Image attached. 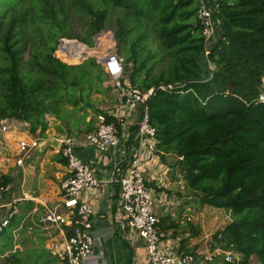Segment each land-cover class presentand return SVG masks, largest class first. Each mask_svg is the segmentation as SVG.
Returning a JSON list of instances; mask_svg holds the SVG:
<instances>
[{"label":"trees","instance_id":"16d2710c","mask_svg":"<svg viewBox=\"0 0 264 264\" xmlns=\"http://www.w3.org/2000/svg\"><path fill=\"white\" fill-rule=\"evenodd\" d=\"M199 2L0 0V123L21 120L32 134L44 136L46 115L70 124L77 111H85L76 124L83 122L86 132L92 131L87 111L107 113L95 108L91 95L110 88L103 85L108 76L93 58L69 65L55 56L63 38L74 39L66 7L86 19L81 40L89 46L105 30L111 10L122 9L115 37L125 72L133 85L155 88L149 107L157 154L179 159L185 184L202 205L233 215L215 234L217 239L222 235L221 249L241 254L239 264H249L253 256L264 264V103L258 102L264 77V0H218L220 28L207 56ZM153 33L161 43L157 52L148 46ZM163 60L167 63L156 73V63ZM57 161L68 164L62 156ZM11 182L0 176V186L9 188ZM24 204L34 206L33 201ZM17 219L7 229L18 228L23 217ZM42 253L47 263L58 264L51 252ZM3 260L28 264L19 250Z\"/></svg>","mask_w":264,"mask_h":264},{"label":"built area","instance_id":"2783aa9c","mask_svg":"<svg viewBox=\"0 0 264 264\" xmlns=\"http://www.w3.org/2000/svg\"><path fill=\"white\" fill-rule=\"evenodd\" d=\"M218 8V0L199 2L198 19L203 27V37L207 46L205 56L218 37L220 28ZM101 58L106 60L102 66L108 76V84L114 92L115 101H119L121 107L119 112L106 111L107 114L96 115L93 130L86 134V139L99 153L105 154L117 149L123 137L128 141L131 128L136 127L140 151L132 157L126 168L122 166L120 161L122 158L115 160L112 180L120 187L121 208L128 218L130 227L144 242L149 264H204L194 253L176 252L163 246L166 238L159 228L160 220L155 212L156 200L146 180L142 153L143 149L157 152V136L151 125L149 107L155 88L143 90L133 85L125 72V60L115 49ZM159 88L168 87L161 84ZM258 102L264 103V77ZM107 115L112 118L111 121ZM46 118L49 120V115H46ZM10 132L12 135H8ZM6 136H13L14 141L16 140V155L13 158L17 167L24 166L29 155L37 151L45 140L56 139L59 142V147L53 149L67 160V173L61 186L60 202L55 207L46 208L42 223L46 229H55L58 233L64 234L65 238L63 242L51 240L46 248L60 260L61 264H97L99 257L94 255V211L81 196L84 192L100 190L105 182L96 175L91 165L78 155L75 137L61 135L32 138L29 124L15 119H5L0 123V150L7 146ZM7 189L0 186V199L7 193ZM22 201L25 199L0 202V209L10 210L6 215L0 216V234L10 226L12 218L19 212L18 204ZM161 205L164 208L169 207L166 200ZM67 228L72 231L70 236H67ZM219 238L221 239L222 235H219ZM223 253L226 263L239 264L242 261V255L237 252ZM7 255L8 253L0 256V259ZM98 264L105 263L102 261Z\"/></svg>","mask_w":264,"mask_h":264},{"label":"crops","instance_id":"0c3cea01","mask_svg":"<svg viewBox=\"0 0 264 264\" xmlns=\"http://www.w3.org/2000/svg\"><path fill=\"white\" fill-rule=\"evenodd\" d=\"M115 102V106L105 111L119 112L121 105L118 103L119 101ZM130 133L128 141L123 137L121 145L117 149L110 150L105 154L99 153L95 147L89 144L86 139L87 132L84 135L73 136L76 139L78 155L90 164L96 175L105 182V185L100 190L84 192L81 196L82 200L88 203L94 211V255L99 257L97 264L102 261L105 264H149L145 244L130 227L128 218L121 208L120 187L112 182L115 160L122 158L120 161L122 166L126 168L132 157L136 156L140 151V143L136 136L135 126L131 128ZM8 135H12V132L8 133ZM52 136L58 135L54 134ZM142 153L145 162L146 180L153 190L156 200L155 212L160 220L159 228L164 232L166 238L163 246L176 252L194 253L203 260L204 264H223L224 258L222 259V254H224V250L213 238L207 236L206 240L202 239V237H194V239L187 240L190 235L188 230L177 228V224L184 225L194 217L193 210L188 204L191 201V197H188L187 191L190 192V190L187 188L181 174L178 165L179 159L172 155L161 158L157 152H149L144 149ZM57 157L60 158V155L53 148H49L43 153L38 150L34 151L27 158L24 166H18L21 167L18 173L21 174V171L26 173L27 171L29 175L33 173L37 175L39 168L44 171L45 161L50 158L52 159L50 162L52 169L56 171L58 177L62 178V186L67 173V165L59 163ZM26 195V193L20 194L16 188L9 186L7 193L2 195L0 202L2 200L3 202H9L13 199H25ZM60 199L59 197V201ZM164 200L169 203L168 208L162 207L161 203ZM25 201L33 200L25 199ZM42 203L45 212L47 207H55L48 206L45 202ZM24 205H26L24 201L18 204L19 212L17 216H19V219L22 217L24 219L25 217L22 210ZM37 208L34 203V206L28 212L36 211ZM173 225L175 227L172 228ZM21 228L22 226L20 225L13 232H19ZM43 229L46 231V233H41L46 236L44 249L47 250V244L53 239L63 242L64 234L58 233L55 229H46L45 226H43ZM178 231L180 235L175 233ZM183 241L184 243H182ZM15 250H20V245L15 244ZM58 261V264H61L59 259Z\"/></svg>","mask_w":264,"mask_h":264},{"label":"rangeland","instance_id":"374dc122","mask_svg":"<svg viewBox=\"0 0 264 264\" xmlns=\"http://www.w3.org/2000/svg\"><path fill=\"white\" fill-rule=\"evenodd\" d=\"M69 10V32L74 36V39L63 38L61 42L63 43L62 46L61 42L58 46L57 51L55 52V56L60 58L61 61L69 64V65H78L82 64L90 57L80 60L78 62L73 63L71 61H66V56L72 53L76 48H84L89 52L88 55H96L98 57H104L108 52L112 49H115L124 59L125 56L123 53L121 54L122 47L118 45V41L115 37V32L117 29V21L118 18L122 15V9H113L110 12L108 20L106 22L105 30L107 32L100 34L97 39L98 42L95 44L93 38L92 46H89L82 42V33L85 29L86 19L82 16V14L73 6L66 7ZM115 38V39H114ZM75 40L80 43L70 42L69 40ZM63 40H65L63 42ZM114 43L116 44L114 46ZM85 44V45H83ZM149 48L153 49L154 52L160 50L161 43L156 36V34H152L151 38L149 39L148 43ZM78 48V49H79ZM83 49V50H84ZM78 51V50H77ZM103 52V53H101ZM98 53V54H97ZM103 54V55H102ZM59 56V57H58ZM28 57V55H27ZM66 59V60H65ZM81 61V62H80ZM167 63V60H163L162 62H157L155 65V72L159 73L161 68L164 64ZM130 69L128 72L131 71L132 65L130 64ZM107 80L103 85L105 88L110 87ZM91 99L95 105L96 109L100 110H108L115 106V96L112 88L110 87L103 93H94L91 95ZM88 116L86 118L87 123L93 128L94 118L97 114L94 109H90L87 111ZM85 114V111H77L73 118H70V124L68 122H60L57 121L54 117L50 116L49 128L45 131V135L43 137L46 138L52 137V135H71V136H80L86 133L87 124L80 122L78 125L76 124L78 120H81L82 116ZM68 125L71 126V131H69ZM81 129V130H79ZM41 137V131H38L35 134H32V138ZM5 149L0 150V176L7 175L12 178V182L10 186L16 188V190L20 193H26L25 199L33 200L35 206L38 207L32 212L30 211L27 205H24V219L21 221L20 225L22 226L19 232L14 233L13 229H7V231L3 234H0V252L3 253L0 256L9 253L11 250H15V244L20 245V254L24 259L27 260L28 264H53L47 263V258L43 257L42 250L45 246V238L41 233H46L43 229L42 224V217L45 213V208L42 202L48 204V206H57L61 193V181L62 178L58 177L56 171L52 169V164L50 163L52 159L47 158L45 161L44 171H41V168L38 169L37 175L35 173L29 175L28 172L26 173L21 171V174L18 173V170L21 167L15 166L14 158L16 155V140L14 141L13 136H6L5 139ZM51 156V155H50ZM34 177L36 178L34 180ZM185 191V190H184ZM188 197H191V202L188 203L193 210L192 220L187 221L184 225L177 224V228L180 227V230H188L189 236L187 240L194 239V232L198 230V236L202 237V239L206 240L207 236L213 238L215 242L220 244L221 240L215 238V234L218 231L223 230L229 223L233 220V215L225 210L217 209L209 205H202L198 195L190 190L187 191ZM29 196V197H27ZM193 204V205H192ZM10 210L9 209H0V215H6ZM65 213V211H63ZM176 234L180 235V232H175ZM220 241V242H219ZM18 251V250H16ZM221 257V256H220ZM224 258V254H222V259ZM220 263L221 260H219ZM1 264H5L3 259H0ZM249 264H259L257 257L253 256L249 262Z\"/></svg>","mask_w":264,"mask_h":264},{"label":"water","instance_id":"95a60500","mask_svg":"<svg viewBox=\"0 0 264 264\" xmlns=\"http://www.w3.org/2000/svg\"><path fill=\"white\" fill-rule=\"evenodd\" d=\"M105 32H107V31L106 30H102L99 34H97L95 36V39H94L95 44L98 42L97 37L100 34L105 33ZM62 44L63 43L61 42L60 46H62ZM90 58L95 59L100 65H103L106 62V60H104L102 58H99L97 56H91ZM58 147H59V142L56 139H52V140H45L44 142H42L41 146L37 150L43 153V152H46L49 148H55L56 149Z\"/></svg>","mask_w":264,"mask_h":264},{"label":"bare ground","instance_id":"6f19581e","mask_svg":"<svg viewBox=\"0 0 264 264\" xmlns=\"http://www.w3.org/2000/svg\"><path fill=\"white\" fill-rule=\"evenodd\" d=\"M73 45H76L75 43L73 44ZM84 45V44H83ZM76 49L74 50V51H72V53L69 55H67L66 56V61H71V62H73V63H76V62H78L77 60L80 58V60L82 61V60H84V59H86V58H88V57H91V56H96V55H88V54H90L89 52H87V50L86 49H82V48H79V46H76L75 47ZM79 48V49H78ZM78 50V51H77ZM101 53H103V52H101ZM98 54V53H97ZM103 55V54H102ZM98 57V56H97ZM99 58H101V57H99ZM80 61V62H81Z\"/></svg>","mask_w":264,"mask_h":264}]
</instances>
